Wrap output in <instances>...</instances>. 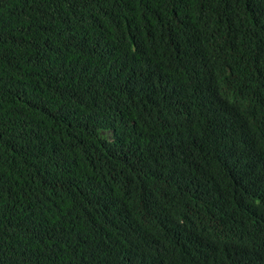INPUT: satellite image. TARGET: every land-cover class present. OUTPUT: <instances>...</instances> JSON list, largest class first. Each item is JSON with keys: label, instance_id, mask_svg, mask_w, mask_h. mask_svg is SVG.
I'll use <instances>...</instances> for the list:
<instances>
[{"label": "trees", "instance_id": "obj_1", "mask_svg": "<svg viewBox=\"0 0 264 264\" xmlns=\"http://www.w3.org/2000/svg\"><path fill=\"white\" fill-rule=\"evenodd\" d=\"M0 264H264V0H0Z\"/></svg>", "mask_w": 264, "mask_h": 264}]
</instances>
